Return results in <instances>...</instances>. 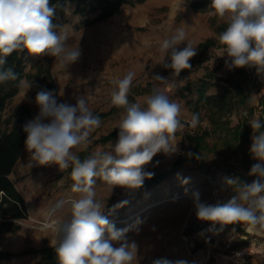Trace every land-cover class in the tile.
<instances>
[{
    "label": "rangeland",
    "instance_id": "obj_1",
    "mask_svg": "<svg viewBox=\"0 0 264 264\" xmlns=\"http://www.w3.org/2000/svg\"><path fill=\"white\" fill-rule=\"evenodd\" d=\"M189 1L148 0L141 4H127L118 15L92 25L84 22L93 20L96 14H77L75 4L70 2L65 14L58 20L57 30L63 28L69 31V46L81 49L79 60L67 68L62 67L54 57H34L27 54L26 73L33 74L38 65L47 63L57 85L58 103L74 105L77 97H85L93 112H108L113 107L111 94L115 90L111 81L122 78L128 71H134L136 79L133 85L154 84L155 89L169 95L181 105V120H186L192 112L188 101L196 100L197 96L185 89V86L203 78L208 68L216 70L218 78V86L212 87L209 94L221 93L227 84L219 78H226L235 69L226 66L228 58L223 48H213L209 50L204 66L187 74L185 79L180 78V75L174 76L173 71L164 75L163 64L168 63L169 58H164L160 52V43L177 28L183 27L187 33V41H191L197 48V55L193 58L198 57V45L215 36L210 25L213 17L207 14L208 11H194L190 8ZM185 46L186 44H182L180 48ZM246 68L253 72L254 67ZM156 75L164 77L166 81L154 80ZM255 77L257 80L254 82V78L251 79L249 92L253 105L258 108L254 118H258L264 98V74L255 73ZM36 91L29 79L25 78L19 93L3 113V119L10 115L15 106L22 104L32 108L33 119L39 111L35 104ZM146 95L148 94L136 96L135 102L139 101L143 106ZM123 112L124 110L101 120V126L92 134V143L87 150L93 154L110 149L116 140L108 144H97L95 140L117 128ZM239 117L238 114L233 116L232 125L237 124ZM202 126L210 127V124L204 121ZM195 129L186 126L177 132V152L172 155L158 153L145 166V171L153 175L170 173L169 178L157 187L148 189L145 179L138 189L115 187L111 192L108 185L96 178L97 199L105 203L104 215L117 229L131 228L127 238L130 242L135 241L138 246L139 264H152L153 260L161 257L172 261L182 260L185 264H264V228H253L246 223L236 224L238 239L231 249L224 245L212 248L199 243L197 247L204 251L199 253L191 247V225L197 220L193 192H199L201 202L215 204L219 200L223 203L235 194V186L227 187L225 178L239 177L242 185L250 184L255 179L248 175L251 167L247 169L241 164L240 156L230 155L217 142L222 135L220 131L211 138L212 144L217 143L202 151L199 159L192 158L185 135ZM179 161H183L182 164L171 172ZM70 172L71 167L62 171L55 164H35L24 147L11 179L26 199L29 217L18 222L21 224L18 232L2 235L0 251L20 252L27 246L40 248L45 244H54L56 234L51 224L67 219L70 213L67 203L55 216H50L49 210L57 202H67L77 195L71 192L73 181ZM185 179L187 183L183 182ZM122 201H127L123 207H114ZM137 221L141 223L136 225ZM236 249L246 252L239 261L234 257L233 250ZM0 264H42V258L33 255L17 256L0 260Z\"/></svg>",
    "mask_w": 264,
    "mask_h": 264
},
{
    "label": "clouds",
    "instance_id": "obj_2",
    "mask_svg": "<svg viewBox=\"0 0 264 264\" xmlns=\"http://www.w3.org/2000/svg\"><path fill=\"white\" fill-rule=\"evenodd\" d=\"M207 14L227 24L218 36L228 58L226 66L254 67L257 74H264V0H211ZM54 15L55 6L49 0H0V84L18 78L12 67H5L13 52L26 50L34 57L51 56L67 68L79 60L81 49L69 46L70 33L63 28L57 30ZM182 44L186 46L180 48ZM160 52L170 60L163 67L179 76L182 70L191 69L190 60L197 55V48L187 41V33L180 27L161 41ZM135 79L136 73L128 71L111 81L115 88L111 104L124 109L116 128L117 139L109 150L96 151L83 160L78 153L88 149L92 134L102 123L87 99L77 97L74 105L58 103L52 91L43 89L35 96L39 111L23 126L25 148L37 165L55 164L62 171L71 167V192L77 194L49 210V215L55 216L67 203L70 213L67 219L51 224L56 234L51 246L58 264H139L138 246L127 238L131 228L117 229L104 215L105 203L97 199L96 178L111 192L115 187L140 188L145 179L153 176L145 166L158 153H176L177 132L186 126L196 128L200 123L199 113L182 121L181 105L158 89L144 97L143 106L139 101L130 103ZM153 79L166 81L159 75ZM249 124L253 130L249 155L258 161L248 172L255 177L253 182L242 185L239 177L225 178L227 187L235 186V194L223 203L201 202L199 192H193L197 219L210 222L212 228L220 225L219 230H223L238 223L264 228V123L253 118ZM126 203L122 201L114 207ZM152 264L185 262L161 257Z\"/></svg>",
    "mask_w": 264,
    "mask_h": 264
},
{
    "label": "trees",
    "instance_id": "obj_3",
    "mask_svg": "<svg viewBox=\"0 0 264 264\" xmlns=\"http://www.w3.org/2000/svg\"><path fill=\"white\" fill-rule=\"evenodd\" d=\"M148 0H49L50 5L55 6V15L53 17L54 25H58L70 2L75 4L77 14L86 16L96 14V17L86 23L92 25L102 22L118 15L122 7L127 4H141ZM211 0H190V8L196 12L208 11ZM210 25L215 32V36L209 37L198 45V57L190 60L191 69L182 70L180 78L185 79L187 74L202 68L207 61V54L213 48H223L219 44L218 36L227 27L225 21L219 22L216 18H211ZM26 50L13 52L7 57L5 67H12L18 74L16 80H10L0 84V239L4 233H16L21 229L19 221L28 219V208L25 197L18 190L11 175L19 162L25 147L26 133L23 131L24 124L33 117V110L27 104L15 106L10 115L3 119V113L10 105L11 101L20 91V85L25 78H28L31 84L36 88V93L40 90L52 91L58 101V89L52 69L49 64L41 63L33 74L26 73ZM200 57H203L202 59ZM170 62V60H169ZM168 62V63H169ZM171 69L164 70V75L171 72ZM256 69L251 72L248 68H235L231 70L226 78H219L227 84L223 91L218 94H209L212 87L218 86L216 82L217 71L207 68L203 78L196 82H189L185 89L191 90L197 96L196 100H189L188 106L192 113H199L200 123L193 132L187 133L185 139L188 142V149L192 158L198 159L200 153L210 149L215 143H221L231 154L241 157V164L249 169L258 161L253 160L249 155L251 137L253 130L250 121L254 118L256 108L252 103L251 93L249 92L251 79L254 82ZM155 89L154 84L146 85L134 84L129 94V102L134 103L136 96L150 94ZM262 112L258 117L264 123V98L261 101ZM123 108L113 106L108 112H93L101 120L113 117L123 111ZM247 113V114H245ZM238 114L239 121L232 125L233 116ZM208 121L210 127H203L202 123ZM119 129H114L107 135L101 136L95 140V143L108 144L117 139ZM222 135L217 142H211V138L218 132ZM89 150L80 152L81 160L91 156ZM183 161L177 162L175 169ZM170 173L164 172L153 175L151 179H146V187L153 188L161 185L167 180ZM41 256L42 264H58L55 252L52 246L47 244L40 248L27 246L20 252L7 250L0 251V260L11 259L17 256Z\"/></svg>",
    "mask_w": 264,
    "mask_h": 264
},
{
    "label": "built area",
    "instance_id": "obj_4",
    "mask_svg": "<svg viewBox=\"0 0 264 264\" xmlns=\"http://www.w3.org/2000/svg\"><path fill=\"white\" fill-rule=\"evenodd\" d=\"M191 226L192 237L190 238V244L191 247L193 249L195 248L199 253L204 252L202 248L197 247L199 243L203 245L205 244L209 247H214L215 245H224L225 248L231 249L238 239V229L236 224L227 225L223 228V230H219L220 225H216L215 228H212L210 222L200 221L197 219L194 220ZM233 228H235V231H233ZM233 252L237 261H239V259H241L246 253L245 251L238 249L233 250Z\"/></svg>",
    "mask_w": 264,
    "mask_h": 264
},
{
    "label": "crops",
    "instance_id": "obj_5",
    "mask_svg": "<svg viewBox=\"0 0 264 264\" xmlns=\"http://www.w3.org/2000/svg\"><path fill=\"white\" fill-rule=\"evenodd\" d=\"M191 114H192V112H191ZM238 121H239V119H238ZM237 123H238V122H237ZM201 247H202V245H201ZM212 248H214V247H212ZM212 248H211V249H212ZM212 250H214V249H212ZM210 255H211V253H210Z\"/></svg>",
    "mask_w": 264,
    "mask_h": 264
}]
</instances>
